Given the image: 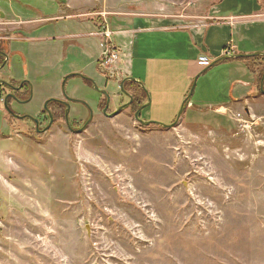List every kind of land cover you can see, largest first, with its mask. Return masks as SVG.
Instances as JSON below:
<instances>
[{
  "label": "rangeland",
  "instance_id": "374dc122",
  "mask_svg": "<svg viewBox=\"0 0 264 264\" xmlns=\"http://www.w3.org/2000/svg\"><path fill=\"white\" fill-rule=\"evenodd\" d=\"M59 1L68 6L62 14L84 12L94 20L101 15L110 26L150 15L199 23L216 4L215 18L261 12L254 8L261 0H56L55 9ZM95 46L104 50L100 42ZM138 57L130 60L138 65ZM96 58L87 62L90 80L98 72ZM10 62L28 79V65L18 54ZM117 65L99 68L106 74L108 116L128 101L118 89ZM226 67L215 66L195 81L190 103L196 108L187 103L172 128L194 84L184 89L178 75L169 89L159 85L157 97L142 83L149 106L139 116L142 123L129 109L102 115L95 104L101 96L79 84L77 100L93 113L80 132L59 121L35 133L28 119L7 116L5 98L0 100V264H264V93L253 76L252 95L224 106L243 78ZM3 68L10 71L6 59L0 60V83L6 80ZM55 72L41 79L46 83ZM76 83L81 79L67 81L65 95ZM96 85L101 90L103 84ZM30 90L32 101L10 100L11 111L36 113L41 97ZM71 105L69 120L84 125L87 113Z\"/></svg>",
  "mask_w": 264,
  "mask_h": 264
},
{
  "label": "crops",
  "instance_id": "0c3cea01",
  "mask_svg": "<svg viewBox=\"0 0 264 264\" xmlns=\"http://www.w3.org/2000/svg\"><path fill=\"white\" fill-rule=\"evenodd\" d=\"M46 1L47 3L44 6L48 7L47 10L40 4L15 0H4L6 8L2 11L0 9V60L3 63L6 59L10 68L9 72L4 71V68L2 69L4 72L3 76L6 79L2 82H8L18 90L21 88V92L17 94L19 97H26L29 91L30 97L26 102L22 103L25 105L32 101L30 90L32 86L34 90L33 98L41 97L36 100V113L27 114L32 118L38 119L40 115L47 114V111H44L43 108L47 101L53 99L60 101L62 95L58 91L61 89L64 78L68 75H73L68 80L80 78L82 83L73 84L70 94L66 95L67 97L74 100L78 99L79 84L87 85L93 89V84L85 76L87 62L93 61L97 57L95 62L98 69L101 65L103 68H109L111 64L109 67L102 64L103 58L107 55V43L111 45L117 55V60L113 64L118 63V69H116L122 72L121 78L117 80L119 81L118 89L120 94L127 98L125 96V93H127L132 99L133 97L139 99L141 105L137 112L140 111V116L145 110H149L147 94L144 90L145 87L141 86L142 83L157 97L160 89L159 85H165L169 89L176 75L182 77L183 88L187 89L193 80L196 78L199 80L208 70L218 65H225L228 70L243 76V78L234 83L231 89V98L237 100L234 101L233 99L229 103H223L224 106L237 102L241 97L245 98L248 95H252L251 89L254 88L252 86L253 76L258 81V86L256 87L258 93L262 95L264 93V80L261 86V80H258L256 73L263 62L252 63L248 60V58H255L252 56L255 53L259 55L256 57H264V0H261L259 5H254L255 9L257 8V10L261 11L259 14L247 13L238 16L230 15L225 18H215L214 15H211V12L215 10L216 4L209 10L204 21L199 23L193 24L183 18L150 15L118 19L111 26L106 22L105 16H96L99 19L97 21L88 19V14L84 12L62 14L61 10L68 9V6L62 5L64 4L63 1L58 2L60 7L57 9H55L56 0ZM222 1L218 2V4ZM252 2L254 3V1ZM48 11L54 12L47 14ZM253 19L256 20L252 21ZM73 22H77V24L75 23L74 25ZM249 24H253L250 29H248ZM98 26L101 27L100 30L93 32V29H99ZM254 26L259 27L255 28ZM72 28L75 29L74 33H71ZM102 33H108L109 39L102 37ZM15 42H20L21 45L16 46L18 43ZM99 42L101 47L102 44L104 45V50H100V53L99 48L95 46ZM14 54H18L21 62L23 61L28 65V72L26 73L28 79L21 75L17 69H12L15 65L11 64L10 57ZM133 55L139 56L136 59L138 65H135L134 61L130 60ZM162 55L163 58H156ZM2 56L5 57L4 60ZM69 57L72 61H68L67 65L62 66L63 62L67 61ZM79 58H87V60L79 62ZM221 58H226V60L205 71L209 65ZM145 64L146 67L144 66ZM34 65L39 66L34 69ZM51 70H56L55 75L57 76L45 83L41 77ZM65 70L69 74H64ZM99 70L102 72L101 69ZM76 74L80 75V77L76 76ZM64 75L66 76L63 77ZM91 79L95 85L98 82L103 84L101 91L106 89L105 76L99 74L97 70L93 73ZM122 82V89L127 83H132L133 87L130 86L127 91L123 90V93H121L119 87ZM1 83L0 86H2ZM42 86L49 91H43L41 89ZM5 89L6 92H0L1 101L9 93L8 89ZM236 89L237 95L234 96L233 92ZM62 98L64 99V97ZM98 98L99 100L95 104L99 110L106 105V97L98 93ZM42 101L45 102L39 111L40 107L38 105ZM9 103V99L6 102L4 99L5 114L16 121L17 118L13 116L14 112L8 106ZM51 103H54V101H49L48 107ZM156 103L154 101V104ZM187 103H190V100L186 99L183 102L182 106H185L184 109L187 107ZM72 104L79 105L82 108L80 103ZM86 105L88 104L86 103ZM70 106L72 107V105ZM118 106L115 105V107ZM189 106L195 107L191 103ZM89 109L91 110L90 106ZM110 111L113 112L115 110L112 109ZM85 112L87 113V111ZM101 114L106 115L103 112ZM14 115L20 114L14 113ZM148 115L151 116V113H148ZM149 118L151 119V117ZM20 119L17 120L19 121ZM2 122L8 127V121L5 118Z\"/></svg>",
  "mask_w": 264,
  "mask_h": 264
},
{
  "label": "flooded vegetation",
  "instance_id": "af4514ba",
  "mask_svg": "<svg viewBox=\"0 0 264 264\" xmlns=\"http://www.w3.org/2000/svg\"><path fill=\"white\" fill-rule=\"evenodd\" d=\"M8 83V82H7ZM5 88H7L8 89V91H9V93L6 95V96H8V98L7 99H9V100H14L16 103H24V102H26L27 100H28V98L30 97V93H29V91L27 92L28 93V95H26V97H19L17 94L18 93H20L21 92V88L18 90V89H16L15 88V86H11V84L10 83H8V86H4ZM127 94V93H126ZM130 96V95H129ZM14 97V98H13ZM130 98H131V101H129V99L127 98V103H125V104H122V105H119L116 109H118V108H120L121 110H120V112H122V111H124V110H126V109H130V106H131V102H132V97L130 96ZM57 103V102H56ZM72 103H69V105H71ZM79 104V103H78ZM62 106V105H61ZM88 105H82L81 104V107L83 108V110H85V111H87V118H86V121L88 120V118H89V115H90V111H89V106L87 107ZM71 108V107H70ZM81 108V109H82ZM104 108H105V106H102L99 110L101 111V113L103 112V110H104ZM116 109H115V111H116ZM47 110H48V112L50 113V116H51V118H52V124L48 127V125H49V121H50V117H49V115H48V113L47 114H45V115H43V116H40V117H38V119H36V118H32V117H30L29 115H27V114H25V115H14V113H13V116L15 117V118H17V119H20V118H25V119H27L28 118V121H30V123L33 125V127H34V132L35 133H38V134H40V133H45L46 131H48L49 130V128L53 125V124H55V123H57V122H54V120H53V117H52V114H51V112H50V107H48V105H47ZM115 111H113V112H111L110 114H109V116H108V114L106 113V115L108 116V117H110V116H112V115H114V113H115ZM107 112V111H106ZM46 113V112H45ZM69 113H70V111H69ZM134 116H135V113L133 114ZM45 116V117H44ZM140 113L138 114V119H140ZM92 117H93V113H92ZM135 118V117H134ZM36 120V122L37 123H34V121ZM44 121H46V123L44 122ZM60 121H63L64 123H65V125H66V122H65V114H64V120H60ZM86 121H85V123H86ZM84 123V124H85ZM70 125V126H69ZM67 126V128H68V126L70 127V131H72V132H80L81 130H82V128L84 129L85 127H84V125H82V126H80L79 127V125H76L75 124V121H70L69 120V114H68V125H66ZM48 127V128H47ZM79 127V128H78ZM47 128V129H46Z\"/></svg>",
  "mask_w": 264,
  "mask_h": 264
},
{
  "label": "water",
  "instance_id": "95a60500",
  "mask_svg": "<svg viewBox=\"0 0 264 264\" xmlns=\"http://www.w3.org/2000/svg\"><path fill=\"white\" fill-rule=\"evenodd\" d=\"M252 56H253V57H256V56H259V55H258V54H255V55H252ZM225 60H226V58H221V59H219L218 61H215L214 63H212L211 65H209V66L205 69V71L208 70V69H210L211 67L215 66L217 63H219V62H223V61H225ZM71 76H73V75H68L67 77H65L64 80H63V82H62V85H61V90H62V95H63V97H64V101H57V100H54V99H53V100H49V101H54V102L60 103L62 106L65 107V109H66V110H65V122H66V125H68V114H69V111H70V105H69V103H80V104L86 106V103L81 102V101H78V100L71 99V98H69V97H67V96L65 95V93H64V86H65V83L67 82V80H68ZM76 76H79V77H80V75H77V74H76ZM196 79H197V78H196ZM196 79L194 80V84H193V86H192V88H191V90H190V93H189V96H188L187 100H190V98H191L192 92H193L194 87H195V81H196ZM263 80H264V75L262 76V79H261V82H260L261 86H262V81H263ZM89 81L93 84V89H94L96 92H98L99 94H101V95H103V96L106 97V105H105V108H104V110H103V113L106 114V111H107V109H108V107H109V102H110V98H109V96L107 95V93H106L105 91H101V90H99V89L96 87V85L93 83V81H91L90 79H89ZM1 85H2V86H8V84L5 83V82H2ZM122 85H123V82L121 83V86L119 87V88L121 89V93H123ZM125 96H126L127 98H129V101H131V100H130V96H129L128 94L125 93ZM7 98H8V96L5 97V102H6ZM13 98H14V97H13ZM49 101H47V102L43 105L44 111H47V113H48V115H49V117H50V121H49V125H48V127L52 124V118H51L50 113L48 112L47 107H46ZM5 107H6V106H5ZM184 107H185V106H182V107H181V110H180V112L178 113V115H177V117H176V121H175L171 126H169V127H167V128H172V127H174V126L176 125V123L178 122V120H179V118H180L182 112L184 111ZM120 110H121V109L118 108V109L115 111L114 115L119 114V113H120ZM89 111H90V115H89L88 120H87L86 123L84 124V127H86V126L90 123V121L92 120V111H91L90 109H89ZM139 113H140V111H139V112H136V114H135L134 117H135V119H136L139 123H142V121H140V120L138 119V114H139ZM34 123H37L36 120L34 121ZM147 124H150V123H147ZM157 126H159V125H157ZM48 127H47V128H48ZM47 128H46V129H47ZM163 128H166V127H163ZM68 129H70L69 126H68Z\"/></svg>",
  "mask_w": 264,
  "mask_h": 264
},
{
  "label": "trees",
  "instance_id": "16d2710c",
  "mask_svg": "<svg viewBox=\"0 0 264 264\" xmlns=\"http://www.w3.org/2000/svg\"><path fill=\"white\" fill-rule=\"evenodd\" d=\"M97 20H98V18H97ZM248 60L250 62H252V63H255V62H258V61L259 62H263V64H261L260 69L256 71L257 78L259 80L261 78V76L264 74V57L248 58ZM252 66H254V65H252ZM98 72L102 76H105L106 75L104 72H101L99 69H98ZM130 86L133 87V84L132 83H127V84L124 85V87H123L122 90L127 91V88H129ZM140 105L141 104H140L139 99L133 97L132 104L130 106L131 113H133V114L136 113L138 111ZM49 107H50V112L52 114V117H53L54 122H59L60 120H64L65 108L63 106H61L60 104L54 102V103H51L49 105Z\"/></svg>",
  "mask_w": 264,
  "mask_h": 264
},
{
  "label": "built area",
  "instance_id": "2783aa9c",
  "mask_svg": "<svg viewBox=\"0 0 264 264\" xmlns=\"http://www.w3.org/2000/svg\"><path fill=\"white\" fill-rule=\"evenodd\" d=\"M105 39H109V34L108 33H102L101 35ZM117 60V55L114 53L113 49L111 48V45L107 43V55L103 58L102 64L104 66L109 67V65L113 64Z\"/></svg>",
  "mask_w": 264,
  "mask_h": 264
},
{
  "label": "bare ground",
  "instance_id": "6f19581e",
  "mask_svg": "<svg viewBox=\"0 0 264 264\" xmlns=\"http://www.w3.org/2000/svg\"><path fill=\"white\" fill-rule=\"evenodd\" d=\"M112 43V42H111ZM117 50V49H116Z\"/></svg>",
  "mask_w": 264,
  "mask_h": 264
}]
</instances>
